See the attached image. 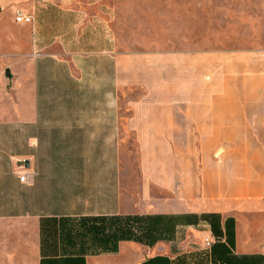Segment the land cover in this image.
<instances>
[{"label": "crops", "instance_id": "0c3cea01", "mask_svg": "<svg viewBox=\"0 0 264 264\" xmlns=\"http://www.w3.org/2000/svg\"><path fill=\"white\" fill-rule=\"evenodd\" d=\"M115 9L0 0V264H264V50L130 49Z\"/></svg>", "mask_w": 264, "mask_h": 264}, {"label": "rangeland", "instance_id": "374dc122", "mask_svg": "<svg viewBox=\"0 0 264 264\" xmlns=\"http://www.w3.org/2000/svg\"><path fill=\"white\" fill-rule=\"evenodd\" d=\"M115 1L116 29L130 49L166 48L171 35L175 48L264 50V0ZM4 78L3 72L0 86Z\"/></svg>", "mask_w": 264, "mask_h": 264}, {"label": "built area", "instance_id": "2783aa9c", "mask_svg": "<svg viewBox=\"0 0 264 264\" xmlns=\"http://www.w3.org/2000/svg\"><path fill=\"white\" fill-rule=\"evenodd\" d=\"M30 19H31L30 16L25 15V14H24L22 11H20V10H17L16 13H15V20H16L17 22H29ZM18 176H19V180H20V181H23L24 178H25V175H24L23 173H19ZM212 242H213V239H212L211 236H207V237L204 238V246H205V247H209V246H211ZM262 251L264 252V244L262 245Z\"/></svg>", "mask_w": 264, "mask_h": 264}, {"label": "water", "instance_id": "95a60500", "mask_svg": "<svg viewBox=\"0 0 264 264\" xmlns=\"http://www.w3.org/2000/svg\"><path fill=\"white\" fill-rule=\"evenodd\" d=\"M4 76H5V78H6L8 81H11V79H12V74L10 73V70H9L8 68H6V69L4 70Z\"/></svg>", "mask_w": 264, "mask_h": 264}]
</instances>
